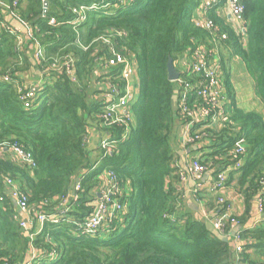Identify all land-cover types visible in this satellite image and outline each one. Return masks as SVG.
Listing matches in <instances>:
<instances>
[{
  "label": "trees",
  "instance_id": "1",
  "mask_svg": "<svg viewBox=\"0 0 264 264\" xmlns=\"http://www.w3.org/2000/svg\"><path fill=\"white\" fill-rule=\"evenodd\" d=\"M94 1L25 0L19 8L22 21L37 30L35 37L45 49L46 65L72 58L75 70V81L66 71L49 72L40 101L30 110L25 109L16 88V81L22 82V75L32 66L30 59L16 52L13 36L0 33V264H21L29 250L19 214L6 193V180L19 185L35 217L58 211L73 189L72 178L84 170L88 171L81 183L84 192L68 215L72 220L46 222L35 238L34 245L41 251L56 248L58 260L36 264H264V221L239 232L243 250L236 256L230 243L216 238L204 221L185 210L181 190L169 181H180L171 145L179 116L177 87L168 80L167 65L195 42L206 43L208 34L191 23L200 0H135L114 13L89 12L87 21L76 28L63 23L74 18L73 8L89 7ZM242 3L243 38L216 12L210 11L209 18L228 34L225 50L242 60L264 104V0ZM45 4L48 13L43 17ZM50 18L62 24L50 26ZM111 32H124L126 36L113 40L124 53L135 55L139 80L138 98L132 107L135 124L128 138L118 143V151L92 170L97 157L92 158L84 139L104 112L95 83L117 71L100 72L102 64L96 61L108 56L101 38ZM223 68L230 86L227 68ZM8 72L9 83L3 81ZM228 95L231 106L224 127L207 130L211 152L201 162L214 163L217 173L224 171L233 164L225 156L243 139L247 157L231 176L238 175L237 184L248 201L259 196L264 199V121L257 113L239 110L230 90ZM112 132L118 140L123 129L114 127ZM15 144L32 154L34 169L1 156L3 149ZM105 170L125 186L127 212L120 215L111 233L76 235L77 225L95 207L92 191L99 187L98 177ZM218 209V205H210L208 212ZM224 229L231 231L230 223Z\"/></svg>",
  "mask_w": 264,
  "mask_h": 264
},
{
  "label": "built area",
  "instance_id": "2",
  "mask_svg": "<svg viewBox=\"0 0 264 264\" xmlns=\"http://www.w3.org/2000/svg\"><path fill=\"white\" fill-rule=\"evenodd\" d=\"M25 0H0V33L5 32L15 38V49L19 55L27 56L29 49L34 48L32 53L33 60L36 65L41 67L40 77L42 79L33 82L28 88L16 81V88L20 95L25 109L30 110L38 105L40 97L44 91V77L51 71L56 74H62L66 71L69 78L75 81V70L73 67V59L66 58L63 61H54L50 65L46 59L45 49L42 46L37 35V30L30 23L22 21L18 16L19 8L24 4ZM95 0L94 3L87 6L73 8L71 13L74 16L68 23L74 25V28L84 24L87 21L89 12L114 13L119 9L129 7L135 3V0ZM21 20L22 27H17L9 22L7 16ZM214 11L223 19L238 35L243 38L246 33L245 9L242 0H200L199 5L194 11L191 23L196 27L203 29L208 38L206 43L195 42L194 47L188 48L174 62V66L179 73V77L173 83L177 87L176 102L178 119L185 128L184 143L185 145L199 146L208 142L209 136L207 130L214 128L220 123L221 119L228 112L231 101L225 93L224 84L221 79L220 71L222 68L221 52L225 42L228 40V34L222 32L210 18L209 12ZM48 13L43 10V17ZM48 24L53 27L60 26L62 22H58L55 18H50ZM126 36L124 32H111L101 38L108 51V56L96 58L97 62L102 64L100 68L103 73H110L111 69L116 68L117 71L113 77L97 80L95 85L101 92L100 98L104 105V112L97 123V127H89L84 139L86 149L91 148V134H103L98 144L92 151L94 164L92 170L98 168L103 159L112 156L118 151V143L124 142L130 133L131 126L135 124L132 107L138 98L139 80L137 75V63L135 55L126 51L123 52L115 43L113 38H122ZM95 55V54H94ZM98 71V72H99ZM4 82H12L11 74L8 72L3 77ZM122 128L123 132L120 139L116 140L113 136L112 128ZM4 149L2 150V152ZM18 161L29 168H35L32 154L25 151L22 147L15 144L10 147ZM93 152H96L95 155ZM225 157L231 159L232 166L216 174L215 181L212 185V191L218 195L227 187L228 169H239L247 157L246 144L240 139ZM212 163H202L195 160L188 168V174L194 180H201L203 175L212 169ZM87 170L79 173L72 178L73 189L67 197L60 203L59 209L52 213H38L35 217L31 216L28 206V199L21 191L19 185L14 181L7 179L6 186L10 198L13 200L18 209V217H20V226L24 230L25 237L28 239V253L21 264H36L42 260L56 261L59 253L56 248L50 251H41L34 245L35 238L41 233L46 222L59 224L63 221L70 222L69 217L74 209L75 202L79 200L83 193L82 181L84 180ZM181 181L187 178V172L180 170L178 172ZM99 187L92 191L95 199V207L84 221L77 225L76 235H85L94 237L99 233H111L114 224L120 219V215L127 212L125 197L126 188L120 179L111 171L105 170L99 177ZM264 183V182H263ZM258 211L264 215V199L259 196ZM218 210L208 213L209 221L214 229L221 235L234 237L236 242V252L241 253L243 244L238 233L234 231L239 227V221L232 214V206L228 201L219 195L217 197ZM210 216H212L210 218ZM18 219L17 217H15ZM259 221L258 223H262ZM230 223L231 231H225V226Z\"/></svg>",
  "mask_w": 264,
  "mask_h": 264
},
{
  "label": "crops",
  "instance_id": "3",
  "mask_svg": "<svg viewBox=\"0 0 264 264\" xmlns=\"http://www.w3.org/2000/svg\"><path fill=\"white\" fill-rule=\"evenodd\" d=\"M196 10V9H195ZM5 16H7L9 22L17 27H22L21 20H17L15 18H10L8 14L6 15V10L4 12ZM40 41V40H39ZM33 49H29V54L27 57L30 59L31 67L29 71L25 72L22 75L23 86L26 88L33 82H37L42 79L40 77L41 72L38 70V67L33 60L32 53ZM229 50H225V46L222 49L221 54V63L222 68L220 71L221 79L224 84L225 93L229 97V90L231 96L234 98V102L236 107L245 112H254L259 114L264 121V104L258 98L255 92V83L254 79L249 75L247 69L239 57L232 56L230 57ZM224 62V64H223ZM225 66L228 71L229 85L226 83V75H225ZM175 109L177 112V102L175 97ZM225 116L221 119L220 123L214 126V129H222L224 127ZM184 134L185 128L183 127L182 122L177 118L175 121V129L173 136L171 138V145L173 147L174 152V167L179 171L182 170L187 172V178L184 181H174L169 180L174 186L178 187L182 192L183 205L185 206V210L194 218L204 221L205 223H211L208 219V209L210 205H217V197L221 195L224 197L228 203L232 206V214L239 221V227L241 230L246 229H254L258 227L261 223L259 221H264V215L262 216L258 211V198L255 197L247 200V196L240 191L239 186L237 184L238 175H232L234 170L228 169V180L231 178V181L227 185V187L223 190L221 194L214 193L212 191V185L215 181V177L217 174V167L213 164V169L207 171L201 180H194L188 174V168L191 166L193 161L200 160L201 158L210 153L211 150L209 147L211 146L210 140L208 142H204L199 146L194 145H185L184 143ZM103 135V134H102ZM101 134H91L90 145L91 148L89 152L92 153L94 151V147L98 144L99 139L102 137ZM96 152H93L95 155ZM7 156L11 159H16V155L10 151V149H4L1 152V156ZM202 158V159H203ZM205 160V159H204ZM179 175V174H178ZM180 178V177H179ZM8 190H6L7 193ZM13 202V200H11ZM14 203V202H13ZM14 207L18 212L17 206L14 203ZM212 217V216H211ZM240 230V231H241ZM230 238V244L233 250L236 252V242L234 237ZM237 256V252H236Z\"/></svg>",
  "mask_w": 264,
  "mask_h": 264
},
{
  "label": "water",
  "instance_id": "4",
  "mask_svg": "<svg viewBox=\"0 0 264 264\" xmlns=\"http://www.w3.org/2000/svg\"><path fill=\"white\" fill-rule=\"evenodd\" d=\"M47 9H48V5L45 4L44 5V12H47ZM167 70H168V80L170 82H174L178 79L179 77V73L177 72L175 66H174V62L173 60H169L168 62V65H167ZM206 228L207 230L212 234L214 235L216 238H218L219 240L223 241V242H226V243H230V238L227 237V236H224V235H221L219 234L213 227L212 223H206ZM241 230L240 227H238L235 231H234V234L235 235L236 233H238L239 231Z\"/></svg>",
  "mask_w": 264,
  "mask_h": 264
}]
</instances>
